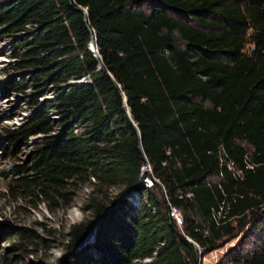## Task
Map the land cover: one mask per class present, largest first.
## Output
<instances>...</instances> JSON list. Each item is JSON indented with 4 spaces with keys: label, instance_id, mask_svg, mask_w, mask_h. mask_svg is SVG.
Instances as JSON below:
<instances>
[{
    "label": "trees",
    "instance_id": "1",
    "mask_svg": "<svg viewBox=\"0 0 264 264\" xmlns=\"http://www.w3.org/2000/svg\"><path fill=\"white\" fill-rule=\"evenodd\" d=\"M0 36L35 90L30 117L0 142L43 135L29 166L10 170L13 187L66 205L90 186V217L69 226L61 264H196L193 243L211 250L233 231L212 209L264 207V0H0ZM118 186L145 201L127 213L108 193ZM88 238L102 255L69 253ZM239 262L264 264V251Z\"/></svg>",
    "mask_w": 264,
    "mask_h": 264
},
{
    "label": "rangeland",
    "instance_id": "2",
    "mask_svg": "<svg viewBox=\"0 0 264 264\" xmlns=\"http://www.w3.org/2000/svg\"><path fill=\"white\" fill-rule=\"evenodd\" d=\"M16 51L12 37L0 36V135L24 124L34 109L32 99L35 90L23 80L27 77L26 70L14 68ZM12 84L22 90L14 92L6 89ZM52 96L53 90L47 88L37 100L50 99ZM51 116L57 117L54 114ZM54 124L57 125L56 122ZM77 130L78 127L73 131ZM41 136L33 135L25 143L16 145L0 142V264H61L66 255L69 226L90 217L87 206L89 184L78 186L66 205L54 197L48 200L36 190L13 187L14 176L10 170L16 165L29 166L33 141ZM108 193L110 196L121 194L120 200L125 201L123 209L127 213H131V208L127 210L126 205L135 207L141 200L145 201V197L130 196L119 186L109 188ZM252 211L229 218L233 231L217 240L213 249L197 248L200 252L196 264H240L239 260L252 251H264V207ZM20 230L28 233L31 240L24 239L19 234ZM92 242L88 238L69 253L85 252L97 258L102 254L91 246ZM149 260L133 264H144Z\"/></svg>",
    "mask_w": 264,
    "mask_h": 264
},
{
    "label": "built area",
    "instance_id": "3",
    "mask_svg": "<svg viewBox=\"0 0 264 264\" xmlns=\"http://www.w3.org/2000/svg\"><path fill=\"white\" fill-rule=\"evenodd\" d=\"M229 168H231V167L229 166ZM141 173H147V175H145L141 178V183L145 187L151 188L153 186V182L156 180L151 175V169H150V166L148 163H145L141 167ZM190 196H191L190 193L185 194V197H187V198H190ZM146 205L148 206V204H146ZM225 213H226V210L222 206L218 207L217 210H215V209L211 210V217L214 220L216 225L222 224L228 220V219L224 218ZM169 215L172 217L175 224L178 227H180V225L182 224V217H181V213L179 212V210L173 206H169ZM222 219H223V221H222ZM204 233H206V231H204ZM193 244L195 245L196 248H199L197 244H195V243H193Z\"/></svg>",
    "mask_w": 264,
    "mask_h": 264
},
{
    "label": "water",
    "instance_id": "4",
    "mask_svg": "<svg viewBox=\"0 0 264 264\" xmlns=\"http://www.w3.org/2000/svg\"><path fill=\"white\" fill-rule=\"evenodd\" d=\"M76 9H77L78 11H81V12L85 15L84 18H86V9H85V8L76 7ZM88 48H89V50H90L91 52H93V55L97 58V57H98V53H97V48H96V46H95V42H94L93 37L91 38V40H90V42H89V46H88ZM101 67H102V65H101V63L99 62V63H98V68H97V69H100ZM72 82H73V81H69L68 83H72ZM123 103H124V105H126L125 98H123ZM125 111H126V114L128 115V117L130 118V113H129V110H128L127 107L125 108ZM134 128H135V131H136L137 134H138L139 132H138V130H137V128H136L135 125H134ZM186 240H187L188 242L192 243V241H191L189 238H186Z\"/></svg>",
    "mask_w": 264,
    "mask_h": 264
}]
</instances>
